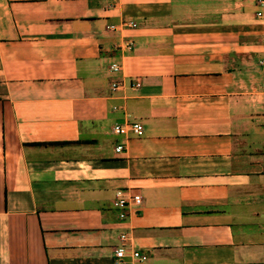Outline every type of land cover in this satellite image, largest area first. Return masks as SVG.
I'll use <instances>...</instances> for the list:
<instances>
[{
    "label": "crops",
    "instance_id": "obj_1",
    "mask_svg": "<svg viewBox=\"0 0 264 264\" xmlns=\"http://www.w3.org/2000/svg\"><path fill=\"white\" fill-rule=\"evenodd\" d=\"M263 58L258 0H0V264H264Z\"/></svg>",
    "mask_w": 264,
    "mask_h": 264
},
{
    "label": "built area",
    "instance_id": "obj_2",
    "mask_svg": "<svg viewBox=\"0 0 264 264\" xmlns=\"http://www.w3.org/2000/svg\"><path fill=\"white\" fill-rule=\"evenodd\" d=\"M260 3H264V0H258ZM262 11H258V14H262ZM128 24L135 25V22L129 21ZM260 64L264 67V58L260 60ZM112 68H118L117 63H113L111 65ZM118 83L113 82L112 86H116ZM139 82H135V85H138ZM262 88L264 90V79L262 80ZM143 125L140 121H130L126 123H116L114 125V131L121 134L131 133L134 135H141L143 133ZM124 148L123 143H118L115 146V151L121 152ZM142 202V196L139 192H134L130 194H125L123 192H119L115 199L112 201L113 205L116 207H120L119 216L125 217L128 214L129 209H136ZM126 236L127 233L123 232L120 234V243L114 249V254L118 262L124 263L126 261V257L130 256L131 261H143L147 258V254L140 251L137 248H131L126 246Z\"/></svg>",
    "mask_w": 264,
    "mask_h": 264
}]
</instances>
